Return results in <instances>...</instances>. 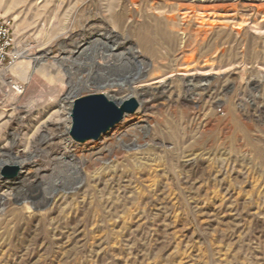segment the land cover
<instances>
[{"label":"rangeland","instance_id":"obj_1","mask_svg":"<svg viewBox=\"0 0 264 264\" xmlns=\"http://www.w3.org/2000/svg\"><path fill=\"white\" fill-rule=\"evenodd\" d=\"M2 17L0 161L19 173L0 167V264H264V0H0ZM93 93L144 107L80 143L73 101Z\"/></svg>","mask_w":264,"mask_h":264},{"label":"water","instance_id":"obj_2","mask_svg":"<svg viewBox=\"0 0 264 264\" xmlns=\"http://www.w3.org/2000/svg\"><path fill=\"white\" fill-rule=\"evenodd\" d=\"M139 100L129 96L124 100H112L103 93H93L74 99L71 109L72 138L80 143L98 140L103 133L119 124L127 114L135 113ZM19 173V165H5L2 174L13 178Z\"/></svg>","mask_w":264,"mask_h":264},{"label":"built area","instance_id":"obj_3","mask_svg":"<svg viewBox=\"0 0 264 264\" xmlns=\"http://www.w3.org/2000/svg\"><path fill=\"white\" fill-rule=\"evenodd\" d=\"M16 46V37L13 23L10 18H0V79L7 78L4 73L7 66L14 61V50ZM10 87L14 91H20L21 85L10 82Z\"/></svg>","mask_w":264,"mask_h":264},{"label":"bare ground","instance_id":"obj_4","mask_svg":"<svg viewBox=\"0 0 264 264\" xmlns=\"http://www.w3.org/2000/svg\"><path fill=\"white\" fill-rule=\"evenodd\" d=\"M107 96V95H106ZM108 97V96H107ZM109 98V97H108ZM111 99V98H110ZM113 100V99H112ZM116 101V100H115ZM70 102H72V101H70ZM74 102V101H73ZM140 102V101H139ZM70 105H72L71 103H70ZM73 106V105H72ZM144 107V101H142V102H140V106H139V109L140 108H143ZM71 108H69L68 107V110H70ZM67 113H69L70 114V111H68ZM70 129H71V121H69V124H68V126H67V133L70 131ZM10 163H15V164H17L18 165V163L16 162V161H12V162H10ZM4 164H6L7 165V162L6 161H4V160H1L0 161V167L2 166V165H4Z\"/></svg>","mask_w":264,"mask_h":264}]
</instances>
